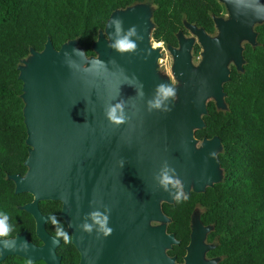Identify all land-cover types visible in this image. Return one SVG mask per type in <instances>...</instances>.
<instances>
[{
	"label": "water",
	"instance_id": "95a60500",
	"mask_svg": "<svg viewBox=\"0 0 264 264\" xmlns=\"http://www.w3.org/2000/svg\"><path fill=\"white\" fill-rule=\"evenodd\" d=\"M229 1L232 21L216 23L222 31L220 43H210L205 34H198L206 60L198 75L188 73L190 40L177 49L165 46L177 60L178 75L186 85L182 105L171 113L164 131L151 120L154 101L149 94L164 96L151 74L157 52L148 44L151 21L144 7L111 17L106 37L100 35L93 44L95 57L86 58L73 43L55 51L47 42L42 52H32L23 62L20 79L30 147L25 162L28 171L24 177L11 179L17 193L33 197L23 210L34 219L36 237L43 244L34 245L26 233L0 239V262L17 256L61 264L55 252L60 239L45 231L53 216L42 215L38 208L39 202L58 201L60 218L80 255L79 264H177L159 248L163 245L169 250L176 244L166 226L145 230L142 224L146 218L168 222L161 204L173 203L176 197L163 181L173 170L183 182L184 196L201 192L218 179L217 141H200L202 149L197 152L186 142L197 140L191 128L203 125L205 96L214 93V101H222L221 85L228 77L224 60L232 54L235 64L240 61L236 39L250 40L253 26L264 21L263 1ZM122 41L134 48L121 51L117 45ZM113 109L123 123L109 119ZM155 197L164 200L160 208L154 204ZM196 213L182 264H195L199 252L206 253L210 247L200 246L208 229L199 224ZM106 229H112V234L106 236ZM212 263L216 261L208 264Z\"/></svg>",
	"mask_w": 264,
	"mask_h": 264
},
{
	"label": "trees",
	"instance_id": "16d2710c",
	"mask_svg": "<svg viewBox=\"0 0 264 264\" xmlns=\"http://www.w3.org/2000/svg\"><path fill=\"white\" fill-rule=\"evenodd\" d=\"M150 15V36L155 42L177 49L190 28L213 34L224 6L218 0H0V219L9 228L10 240L26 233L40 245L35 222L23 207L32 202L28 193H17L12 176L24 177L30 147L24 118L20 68L32 52L40 53L49 42L55 51L70 43L86 58L95 57L93 44L111 17L132 7ZM106 37V36H105ZM194 53L199 47L194 46ZM222 101L209 100L198 141L216 140L218 179L201 192L190 191L173 203H162L167 234L176 241L166 251L183 263L190 243L192 221L208 229L207 256L216 264H264V21L252 28V38L240 51V61L228 69L222 83ZM42 214L59 215L61 203L39 204ZM53 235L70 233L59 219ZM56 254L61 264H77L79 254L61 237ZM0 264H44L8 256Z\"/></svg>",
	"mask_w": 264,
	"mask_h": 264
},
{
	"label": "rangeland",
	"instance_id": "374dc122",
	"mask_svg": "<svg viewBox=\"0 0 264 264\" xmlns=\"http://www.w3.org/2000/svg\"><path fill=\"white\" fill-rule=\"evenodd\" d=\"M223 6L224 11L221 16V20L224 21V23L229 24L232 21V17L234 13L231 10V7L229 6V0H218ZM263 1L264 0H259ZM245 9V7H243ZM251 31V29H250ZM199 33L205 34L206 38L209 39L210 43L219 44L222 37V31L219 27H215V31L213 34H206L203 31L197 29V28H190L188 31V34L186 35L185 39L191 41V49H190V67L188 69V73L190 75L196 76L198 75L199 71L205 64V50L203 46L201 45V41L198 37ZM148 44L150 47L156 51L157 59L152 64L151 74L154 77L156 83L158 84L159 88L163 91V98L160 95H154L152 93L149 94V96L153 99L154 104L152 108V122H158L159 123V130L164 131L170 121V115L172 112L179 109L182 105V94L183 91H185V82L181 77L178 75V62L174 58L172 52L168 50L161 42H155L152 39H148ZM246 39H236L235 41V47L237 49H241L242 45L246 42ZM159 44V45H158ZM161 46V47H160ZM194 46L199 47V52L197 54L194 53ZM235 64V57L231 54L227 56L224 60V70L229 69L231 65ZM168 89H172L174 95L166 96L165 92ZM209 100H215L214 93H210L209 96H205L204 100L202 101V105H205L207 101ZM200 114L198 115V117ZM195 128H191V132H194ZM193 139V137H192ZM186 146L191 148L194 152H197L202 149V143L200 141H195L194 139L186 142ZM215 170V169H214ZM169 178L172 181H180V184L176 185L174 183L168 184L173 189V198L184 196L186 194V191L183 188V182L181 181L180 177L178 176V173L176 170H173L170 174ZM189 185L190 189H193L194 187V180L192 176V172H189ZM183 193V194H182ZM164 200L160 197L154 198V204L160 208V204ZM199 214V211H197L196 215ZM195 222L197 220L195 216ZM166 220H155L152 218H146V220L142 224V228L145 230L150 229H158L161 227L166 226ZM197 223V222H196ZM195 227V224H194ZM199 237V236H198ZM204 239V238H203ZM204 245V247H208V243L206 240H202L200 242V246ZM159 248L162 249V251L166 252L167 248L163 245H159ZM213 261V260H212ZM195 264H208L211 262V259L207 256V252H199L197 255L196 260H194ZM186 263V262H185ZM184 263V264H185ZM216 264V263H212Z\"/></svg>",
	"mask_w": 264,
	"mask_h": 264
},
{
	"label": "clouds",
	"instance_id": "9594fccd",
	"mask_svg": "<svg viewBox=\"0 0 264 264\" xmlns=\"http://www.w3.org/2000/svg\"><path fill=\"white\" fill-rule=\"evenodd\" d=\"M117 47L121 50V51H124V50H130L132 48H134V45L128 43L127 41H122L120 42ZM165 95L166 96H171V95H174L172 89H168L166 92H165ZM109 119L111 121H113L114 123L116 124H121L123 123V119L122 118H119L117 117L116 115V109H113L110 113H109ZM166 185L167 184H170V183H174L176 185L180 184V181H172L169 177L165 176L164 178V181H163ZM183 194V193H182ZM176 200L179 201L180 200V197H176ZM97 222L99 223V220H97ZM86 230L88 231H91V229L86 226ZM9 233V228H8V225L6 224L5 220H2L0 219V238L2 237H5L7 236ZM112 234V229H106L105 230V235L106 236H109ZM58 236H61L64 238V242L66 244H70L72 242V237L68 236L65 232H59L57 233Z\"/></svg>",
	"mask_w": 264,
	"mask_h": 264
},
{
	"label": "flooded vegetation",
	"instance_id": "af4514ba",
	"mask_svg": "<svg viewBox=\"0 0 264 264\" xmlns=\"http://www.w3.org/2000/svg\"><path fill=\"white\" fill-rule=\"evenodd\" d=\"M43 202H45V201H43ZM41 202H39L38 203V208H39V204H40ZM61 208H62V204H61ZM40 210V209H39ZM40 213H41V211H40ZM60 213H61V211H60ZM60 213H59V215H54V214H42V215H44V216H46V215H51V216H53V218L52 219H50V220H48L47 222H46V224H45V231L50 235V236H52V237H58L59 239H60V244L57 246V248L58 247H60V245H61V238H60V236H58V235H53L52 233H50L48 230H47V228L49 227V229H51V230H54V227H55V224H56V222L54 221V219H56V218H59V219H61L60 218ZM62 220V219H61ZM63 221V220H62ZM64 222V221H63ZM67 228V227H66ZM69 231V230H68ZM69 233H70V231H69ZM36 235V234H35ZM70 237H71V234H70ZM38 239V238H37ZM28 240V239H27ZM39 240V239H38ZM29 241V240H28ZM40 241V240H39ZM32 243V242H31ZM34 244V243H33ZM42 242L40 241V245H36V246H42ZM35 245V244H34ZM71 245H73L72 244V242H71ZM74 246V245H73ZM57 248H56V250H57ZM75 248V247H74ZM76 249V248H75ZM77 251V250H76ZM56 252V251H55ZM79 254V253H78ZM57 255V254H56ZM186 255V254H185ZM58 257H60L59 255H57ZM79 261H80V255H79ZM79 261H78V263L77 264H79ZM60 263H61V257H60Z\"/></svg>",
	"mask_w": 264,
	"mask_h": 264
},
{
	"label": "bare ground",
	"instance_id": "6f19581e",
	"mask_svg": "<svg viewBox=\"0 0 264 264\" xmlns=\"http://www.w3.org/2000/svg\"><path fill=\"white\" fill-rule=\"evenodd\" d=\"M159 45V44H158ZM161 47V46H160Z\"/></svg>",
	"mask_w": 264,
	"mask_h": 264
}]
</instances>
